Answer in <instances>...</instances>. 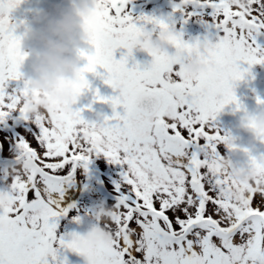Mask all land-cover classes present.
<instances>
[{"label":"snow or ice","instance_id":"1","mask_svg":"<svg viewBox=\"0 0 264 264\" xmlns=\"http://www.w3.org/2000/svg\"><path fill=\"white\" fill-rule=\"evenodd\" d=\"M21 2L0 0V123L17 110L28 118L19 108L27 89L19 95L7 91L10 81L21 79L20 39L10 23ZM130 2L106 0L93 25L92 46L80 53L86 61L82 71L98 75L103 69L104 83L118 91L107 99L95 94L96 101L112 106L106 127L85 121L81 111L72 119L50 113L34 119L39 152L25 139L17 143L19 161L11 176L15 207L0 212L8 217L7 229H0V264H49V257L56 262L57 246L83 254L74 240L57 237L56 221L69 211L65 189L77 169L100 155L124 172L107 226L112 243L95 252L96 264H264V157L249 154L257 180L234 202L238 186L222 172L218 152L231 138L212 124L226 105L240 109L233 89L246 74L240 65L264 64V49L255 41L264 29V0H248L246 7H229L226 0H180L174 11L186 17L212 9L216 43H187L177 34L176 47L183 53L175 62L179 67L154 58L144 70L127 66L143 30L127 11ZM141 19L169 29L163 20ZM202 46L212 48L210 56L198 51ZM121 48L127 56L117 60L114 53ZM197 60L215 63L218 78L187 80L181 68ZM89 88L85 79L81 90ZM138 90L147 94L142 103L134 99Z\"/></svg>","mask_w":264,"mask_h":264},{"label":"clouds","instance_id":"2","mask_svg":"<svg viewBox=\"0 0 264 264\" xmlns=\"http://www.w3.org/2000/svg\"><path fill=\"white\" fill-rule=\"evenodd\" d=\"M63 3L67 6H63ZM63 3L55 4L49 10H39L34 18L36 26L29 27L24 40H20L18 51L23 57L20 68L26 60H30L31 72L24 80V88L28 94L21 97L19 108L30 118L58 113L65 119H72L76 112L73 108L84 92L81 89L87 74L82 71L84 66H81L83 59L80 53L91 48L93 25L98 16L104 13L107 3L106 0H63ZM226 3L229 7H246L248 0H226ZM176 39L177 33L170 29L142 30L133 42L132 54L136 51L143 52L153 59L162 58L179 67L175 62L182 58L183 53L176 47ZM170 48L175 49L174 54L169 53ZM198 51L210 56L212 48L202 46ZM181 70L185 78L191 81L201 77L215 80L220 74V68L215 63H201L198 60L184 64ZM134 99L137 103H142L147 99V94L138 90ZM104 121L93 123L103 130L106 127ZM241 129L249 134V143L247 147H239L234 138L229 136L230 142L224 146L231 155H249L256 148L257 141L264 143V104L255 112L246 114ZM231 155L221 162V169L226 178L238 186L233 189L232 199L239 202L243 188L254 185L257 176L249 167L235 166ZM18 161L19 156L16 158V162ZM15 172L16 168H11L7 174L13 176ZM11 197L12 184H9L5 190H0V212L15 207ZM112 212L113 209L104 204L94 208L91 216L96 223L86 234H73L69 240L75 241L83 253L81 256L85 264H96L95 252L112 243V233L107 229ZM7 219V216H0V229H7Z\"/></svg>","mask_w":264,"mask_h":264},{"label":"rangeland","instance_id":"3","mask_svg":"<svg viewBox=\"0 0 264 264\" xmlns=\"http://www.w3.org/2000/svg\"><path fill=\"white\" fill-rule=\"evenodd\" d=\"M175 1L176 0H170L168 2L166 1V3L163 4V10L166 11L165 15L168 16V18L164 20V22L169 25V29L180 35L181 38L187 43H195L197 41L201 44H204L205 42L209 44L216 43L218 34L216 32V29L209 23L210 16L204 14L192 18V16L186 17L179 11L174 12V5H176ZM168 6H172V10H168ZM158 30L159 28L152 31ZM261 32L264 33V29H262ZM255 41L261 49H264V41L258 34L255 35ZM240 68L242 71H245L246 74L244 75L243 79L234 82V94L238 102V87L241 86L243 88V106L245 111H249L251 113L256 111L262 104H264L258 103V101H264V64H256L250 67L249 65L242 63L240 65ZM21 80L24 79L16 80V82L14 83V94L19 95V93L24 89L23 84H21ZM235 106V104H229L225 106L227 118L235 117ZM120 110V115H123V108L120 107ZM6 121H17V140L15 139L14 141H12V139L9 138L3 139V145L1 146L3 158H15L19 156L17 143L20 139L29 141L30 146L34 149H37L39 152L38 143L33 139V137L36 135V132L38 131L34 124V118L28 117L27 119H25L22 116L21 112L17 110L10 112L8 117L4 120V122H2V124H5ZM212 124L217 129L219 128L217 120L212 121ZM226 128V133H235L233 123H231L230 125L227 124ZM220 133L223 134L222 131H220ZM232 138H234L236 144L239 147H247L250 140V137H247L245 140H242V142H238L236 141V138L234 136ZM224 147V144H221L218 147V150L221 149V151L225 154L224 156H222L221 162L229 158V156L231 155L228 149H224ZM263 150L264 143L257 141L256 148L250 154L253 157L261 158V155L259 154ZM245 157H249V155H246L244 153L231 155L232 163L235 166L239 167V159ZM92 161H95L97 166L102 168V175L106 186H115L117 188V185H122L124 172L123 166L109 163L107 158H105L103 155L92 158L91 162ZM6 171L7 170L4 171V169H0V190H5L7 185L11 184L12 182L11 176H7L6 178ZM93 172L94 171H90L87 168L77 169L73 180L77 179L79 181L81 186V194L77 198L76 202H72V204L67 207L69 209L67 215L61 216L56 221V235L58 238H63L65 241H68L71 239L73 234L84 235L87 233L89 228L96 223L91 216L92 210L94 208H97L96 195L98 194L96 184L93 182V176L95 175V173ZM125 190L127 191V186H125ZM28 198L29 200L32 199L33 194L29 193ZM77 220H79V223H77ZM132 226L136 227L134 224ZM137 231H139L138 228ZM81 257L82 256L78 253L57 246V261L53 262L51 260V257H49L48 259L50 261V264H59V261L63 260H66L67 264H78L79 261H81Z\"/></svg>","mask_w":264,"mask_h":264},{"label":"flooded vegetation","instance_id":"4","mask_svg":"<svg viewBox=\"0 0 264 264\" xmlns=\"http://www.w3.org/2000/svg\"><path fill=\"white\" fill-rule=\"evenodd\" d=\"M166 1L170 0H131V2L127 6V11L133 17L134 20L137 21V27L142 28L146 31L157 30L158 27L156 25L145 23L142 17L155 18L158 20H166L168 18L165 15V10H163V4ZM176 4L180 2V0L175 1ZM63 0H22L20 5L14 9L10 14V23L15 28V35L20 39L24 40L26 33L29 27H34L35 25V14L39 10H49L55 4H62ZM63 6H67L66 3H63ZM211 8H204L200 10L197 14L191 15L192 18H195L199 15H209L211 17ZM90 50V49H88ZM143 52H133V54L128 57L127 66L132 68L136 65H139L141 70L147 69V66L143 60L144 57ZM115 59L119 60L122 56H127V49H117L114 53ZM86 61H81V66H84ZM31 72V62L30 60H26L24 65L20 68L21 79H26ZM98 75L87 74L86 78L89 82L90 88L85 90L79 100V103L74 106V111H81L82 118L89 122H103L105 118H111L113 116V109L110 103H101L95 100V94L98 91L99 95L104 98H112L118 95V91H114L111 87L104 83L103 77L106 76V73L103 69H97ZM24 80H21V84L24 86ZM14 81H10L8 83L7 91L8 93L14 94ZM242 87H238V103L240 105V109L237 110L235 106V117L227 118L226 115V107L217 115L216 119L219 125V130L222 131L223 134H219L221 136L228 135L230 137H235L236 141L242 142L247 137H250L248 133L244 132L241 129V123L246 114H250L249 111H245L244 102L242 97ZM120 107L116 109L117 113L120 112ZM255 112V111H254ZM253 113V112H251ZM114 122V121H113ZM234 124L235 133H226L227 124ZM18 123L17 121H6L5 124L0 123V169L3 167L2 165V152L1 146L3 145V139H12L14 141L17 140L16 131H17ZM4 133V134H3ZM225 149V147H224ZM221 156L225 154L218 150ZM260 157H264V150L260 152ZM93 158H96L95 156ZM257 158L259 160L260 158ZM249 165V157L239 159V167L247 168ZM87 169L90 171H94L95 175L93 176V182L96 184L98 194L96 195V204L99 207L101 204L106 205L109 208H113L117 203L118 193L116 191V187L106 186L103 178V170L101 167H98L95 161L90 162L87 165ZM247 187V186H245ZM123 191V188L121 189ZM125 190V189H124ZM126 191V190H125ZM49 261V259H48ZM50 264V261H49ZM78 264H85L84 258L81 257V261Z\"/></svg>","mask_w":264,"mask_h":264},{"label":"bare ground","instance_id":"5","mask_svg":"<svg viewBox=\"0 0 264 264\" xmlns=\"http://www.w3.org/2000/svg\"><path fill=\"white\" fill-rule=\"evenodd\" d=\"M80 190L81 186L77 179L73 180V182L66 187L64 198L65 207H67L72 201H74L78 197Z\"/></svg>","mask_w":264,"mask_h":264},{"label":"water","instance_id":"6","mask_svg":"<svg viewBox=\"0 0 264 264\" xmlns=\"http://www.w3.org/2000/svg\"><path fill=\"white\" fill-rule=\"evenodd\" d=\"M169 53L170 54H174L175 53V49L174 48H170L169 49ZM144 61L147 64L148 67L151 66L152 62H153V58L148 56L147 54L144 55Z\"/></svg>","mask_w":264,"mask_h":264},{"label":"trees","instance_id":"7","mask_svg":"<svg viewBox=\"0 0 264 264\" xmlns=\"http://www.w3.org/2000/svg\"><path fill=\"white\" fill-rule=\"evenodd\" d=\"M258 35L262 38V40L264 41V33H262L261 31L258 33Z\"/></svg>","mask_w":264,"mask_h":264}]
</instances>
